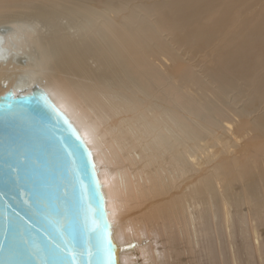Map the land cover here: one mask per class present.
I'll list each match as a JSON object with an SVG mask.
<instances>
[{
  "label": "bare ground",
  "instance_id": "bare-ground-1",
  "mask_svg": "<svg viewBox=\"0 0 264 264\" xmlns=\"http://www.w3.org/2000/svg\"><path fill=\"white\" fill-rule=\"evenodd\" d=\"M35 84L95 154L122 264H264V0H0V96Z\"/></svg>",
  "mask_w": 264,
  "mask_h": 264
},
{
  "label": "water",
  "instance_id": "water-1",
  "mask_svg": "<svg viewBox=\"0 0 264 264\" xmlns=\"http://www.w3.org/2000/svg\"><path fill=\"white\" fill-rule=\"evenodd\" d=\"M95 154L38 84L0 96V264H122Z\"/></svg>",
  "mask_w": 264,
  "mask_h": 264
},
{
  "label": "rangeland",
  "instance_id": "rangeland-1",
  "mask_svg": "<svg viewBox=\"0 0 264 264\" xmlns=\"http://www.w3.org/2000/svg\"><path fill=\"white\" fill-rule=\"evenodd\" d=\"M169 51H171L169 53L173 52L177 57L176 60L174 61V64L179 65L180 67H182L181 69L187 71L183 75H190L192 78H194L196 75L197 76L199 75L198 70H200L201 66L203 67L205 65V61H207L206 59L203 60V58L199 59V57L196 56L195 52L188 53L187 48L185 49L174 46V48L172 47L171 50ZM173 53L172 55H174ZM169 62L171 63L170 60L167 63L170 64Z\"/></svg>",
  "mask_w": 264,
  "mask_h": 264
}]
</instances>
